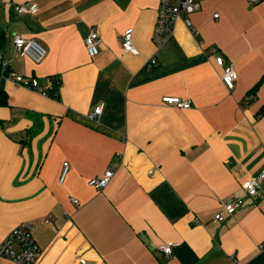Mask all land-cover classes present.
Here are the masks:
<instances>
[{
	"label": "crops",
	"instance_id": "crops-1",
	"mask_svg": "<svg viewBox=\"0 0 264 264\" xmlns=\"http://www.w3.org/2000/svg\"><path fill=\"white\" fill-rule=\"evenodd\" d=\"M8 1L39 8H0V54L50 93L0 81V243L30 223L38 264H264V182L258 195L242 186L264 168V0H201L189 15L200 33L179 17L159 47L161 0ZM94 27L101 41L91 56ZM129 27L138 53L122 46ZM17 32L46 46L43 60L15 54ZM213 46L234 64V88ZM100 101L102 115L89 117ZM113 162L110 182L91 186ZM238 197L244 203L228 213L224 202ZM217 212L226 218L214 220Z\"/></svg>",
	"mask_w": 264,
	"mask_h": 264
},
{
	"label": "built area",
	"instance_id": "built-area-1",
	"mask_svg": "<svg viewBox=\"0 0 264 264\" xmlns=\"http://www.w3.org/2000/svg\"><path fill=\"white\" fill-rule=\"evenodd\" d=\"M251 4L259 3L263 0H248ZM8 0H0V8L3 5L8 4ZM14 6V10L17 13H33L38 10V4L33 1H23V2H11ZM201 7V0H161L158 9V14L156 18V23L153 30V41L159 47L164 44L167 39L173 34L175 29L176 21L179 17H182L186 25L191 29V31L198 35L200 30L197 26L192 23L190 18V13L199 9ZM219 13H215L218 16ZM133 27H129L125 30L122 36V46L126 51H132L138 53V48L133 42ZM101 41V35L95 27L90 30L85 38V43L87 50L91 56L96 55L99 52V46ZM13 47L15 54L20 56H28L35 62H40L47 55L46 46L35 38L26 37L23 33L17 32L13 37ZM218 48L216 46L211 47L210 51L215 55L216 63L222 67V80L228 88H234L238 73L234 67L231 60H227L225 56L221 53H217ZM2 59L1 69H0V81L5 78H12L17 83H21L32 88L37 89L43 94L50 93V86H43L37 77L35 76H25L22 73H13L8 70L9 60L4 58L0 54ZM158 62V58L154 55L152 56L147 64L151 66ZM250 98L253 97V93L249 95ZM164 101L169 103H174L181 107H190L192 101L190 98L183 99L177 95H165L163 97ZM105 108V102L100 101L95 107L89 112V117L93 119L99 118ZM118 163H111L104 173L91 177L89 179V184L98 189H103L113 177ZM70 168V162L65 160L63 162V169L60 176L61 181L66 177L67 172ZM264 182V168L255 175H251L245 181H243L242 186L246 193L250 195H258L262 189V184ZM75 203H78V198H73ZM244 203L243 197H238L236 199L230 198L224 202L225 210L228 213H232L237 207ZM226 215L222 212H217L214 215V220H223ZM48 220V218H46ZM34 226L30 223H21L16 225L7 235L4 237L0 243V256L10 258L17 262L18 264H38L42 255V248L36 241L33 235ZM159 248L165 253L170 255L173 251L172 243H160ZM76 264H100L97 259L88 258L85 256H80Z\"/></svg>",
	"mask_w": 264,
	"mask_h": 264
},
{
	"label": "rangeland",
	"instance_id": "rangeland-1",
	"mask_svg": "<svg viewBox=\"0 0 264 264\" xmlns=\"http://www.w3.org/2000/svg\"><path fill=\"white\" fill-rule=\"evenodd\" d=\"M254 95V94H253ZM250 98V97H249Z\"/></svg>",
	"mask_w": 264,
	"mask_h": 264
},
{
	"label": "trees",
	"instance_id": "trees-1",
	"mask_svg": "<svg viewBox=\"0 0 264 264\" xmlns=\"http://www.w3.org/2000/svg\"><path fill=\"white\" fill-rule=\"evenodd\" d=\"M251 93H252V92H251ZM251 93H250V94H251Z\"/></svg>",
	"mask_w": 264,
	"mask_h": 264
}]
</instances>
